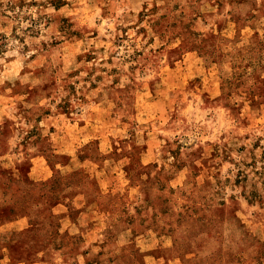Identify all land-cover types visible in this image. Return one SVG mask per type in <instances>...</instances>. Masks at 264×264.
I'll return each mask as SVG.
<instances>
[{
  "label": "rangeland",
  "instance_id": "rangeland-1",
  "mask_svg": "<svg viewBox=\"0 0 264 264\" xmlns=\"http://www.w3.org/2000/svg\"><path fill=\"white\" fill-rule=\"evenodd\" d=\"M0 264H264V0H0Z\"/></svg>",
  "mask_w": 264,
  "mask_h": 264
}]
</instances>
